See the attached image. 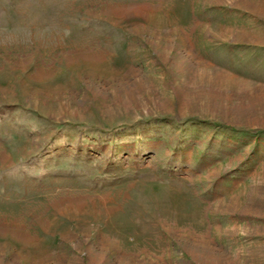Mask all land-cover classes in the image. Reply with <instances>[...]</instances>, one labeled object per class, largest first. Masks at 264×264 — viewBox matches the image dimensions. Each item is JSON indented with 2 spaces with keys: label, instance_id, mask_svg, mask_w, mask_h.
<instances>
[{
  "label": "rangeland",
  "instance_id": "rangeland-1",
  "mask_svg": "<svg viewBox=\"0 0 264 264\" xmlns=\"http://www.w3.org/2000/svg\"><path fill=\"white\" fill-rule=\"evenodd\" d=\"M0 264H264V0H0Z\"/></svg>",
  "mask_w": 264,
  "mask_h": 264
}]
</instances>
